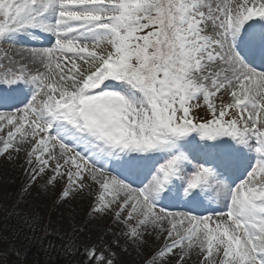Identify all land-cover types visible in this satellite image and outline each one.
<instances>
[{
    "label": "snow or ice",
    "instance_id": "snow-or-ice-1",
    "mask_svg": "<svg viewBox=\"0 0 264 264\" xmlns=\"http://www.w3.org/2000/svg\"><path fill=\"white\" fill-rule=\"evenodd\" d=\"M0 158V264L46 199L108 222L81 264H264V0H0Z\"/></svg>",
    "mask_w": 264,
    "mask_h": 264
},
{
    "label": "rangeland",
    "instance_id": "rangeland-1",
    "mask_svg": "<svg viewBox=\"0 0 264 264\" xmlns=\"http://www.w3.org/2000/svg\"><path fill=\"white\" fill-rule=\"evenodd\" d=\"M200 114L203 115V111ZM19 171V169L0 158V194L15 190L11 182L12 180H15L16 184L20 182ZM4 181L8 182L7 187L3 186ZM39 203L45 206L46 221L50 220L56 229L53 234L65 239L76 237L81 244L95 242L100 237L107 240L114 239L111 234L105 235L107 232V221H95L90 217L85 219V216L82 217V220H79L74 216V214L83 216L86 213V207L88 209L87 202L78 200L72 202L71 205L56 206L52 200L46 199L39 201ZM117 251V259L123 264H142L143 260L148 256L147 252H144L141 256H136L135 254L129 255L128 253L119 252L118 249Z\"/></svg>",
    "mask_w": 264,
    "mask_h": 264
},
{
    "label": "trees",
    "instance_id": "trees-1",
    "mask_svg": "<svg viewBox=\"0 0 264 264\" xmlns=\"http://www.w3.org/2000/svg\"><path fill=\"white\" fill-rule=\"evenodd\" d=\"M87 212L88 209L86 207V213L83 216H79L78 214H74V216L79 220H82V217L84 216L85 219H87L89 218ZM40 235L45 237V239L52 245V248H49L48 243H45L43 247L39 245L35 247H29L24 257L26 264H81V261L83 260L82 251L79 253H74L72 256H68L61 250L62 239L65 238H62L56 234L45 236L43 232H41ZM2 258L9 261V264L11 260L14 259V257L7 255L2 256Z\"/></svg>",
    "mask_w": 264,
    "mask_h": 264
}]
</instances>
